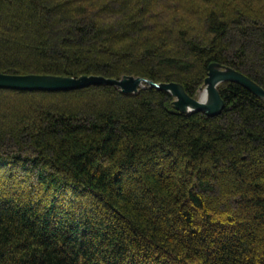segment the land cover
<instances>
[{
    "label": "trees",
    "instance_id": "16d2710c",
    "mask_svg": "<svg viewBox=\"0 0 264 264\" xmlns=\"http://www.w3.org/2000/svg\"><path fill=\"white\" fill-rule=\"evenodd\" d=\"M264 89V0H0V73ZM0 89V264H264V101Z\"/></svg>",
    "mask_w": 264,
    "mask_h": 264
},
{
    "label": "water",
    "instance_id": "95a60500",
    "mask_svg": "<svg viewBox=\"0 0 264 264\" xmlns=\"http://www.w3.org/2000/svg\"><path fill=\"white\" fill-rule=\"evenodd\" d=\"M226 82L236 83L264 101V89L262 87L243 74L216 63L209 64L207 76L203 82V89L206 92L205 103L198 97H189L182 86L177 83H154L134 76H123L117 80L94 75L69 77L0 73V89L27 92H67L90 86H113L123 94H136L139 89L147 85L168 92L174 98L173 108L176 111L181 113L202 112L207 116H216L221 112L224 102L219 95L218 86Z\"/></svg>",
    "mask_w": 264,
    "mask_h": 264
},
{
    "label": "bare ground",
    "instance_id": "6f19581e",
    "mask_svg": "<svg viewBox=\"0 0 264 264\" xmlns=\"http://www.w3.org/2000/svg\"><path fill=\"white\" fill-rule=\"evenodd\" d=\"M200 94L197 96L203 103L206 102V92L204 89L200 90Z\"/></svg>",
    "mask_w": 264,
    "mask_h": 264
},
{
    "label": "rangeland",
    "instance_id": "374dc122",
    "mask_svg": "<svg viewBox=\"0 0 264 264\" xmlns=\"http://www.w3.org/2000/svg\"><path fill=\"white\" fill-rule=\"evenodd\" d=\"M203 89V88H202ZM201 90V89H200ZM201 91H199L198 95L200 94Z\"/></svg>",
    "mask_w": 264,
    "mask_h": 264
}]
</instances>
